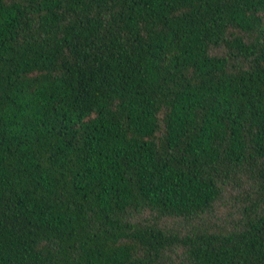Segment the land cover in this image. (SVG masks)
Segmentation results:
<instances>
[{"label": "trees", "instance_id": "1", "mask_svg": "<svg viewBox=\"0 0 264 264\" xmlns=\"http://www.w3.org/2000/svg\"><path fill=\"white\" fill-rule=\"evenodd\" d=\"M0 264H264V0H0Z\"/></svg>", "mask_w": 264, "mask_h": 264}, {"label": "rangeland", "instance_id": "2", "mask_svg": "<svg viewBox=\"0 0 264 264\" xmlns=\"http://www.w3.org/2000/svg\"><path fill=\"white\" fill-rule=\"evenodd\" d=\"M224 214V210L221 208L219 209V215L222 216Z\"/></svg>", "mask_w": 264, "mask_h": 264}]
</instances>
